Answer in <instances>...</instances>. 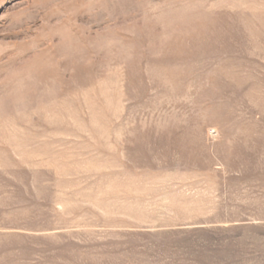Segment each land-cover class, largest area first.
Segmentation results:
<instances>
[{"label": "rangeland", "instance_id": "obj_1", "mask_svg": "<svg viewBox=\"0 0 264 264\" xmlns=\"http://www.w3.org/2000/svg\"><path fill=\"white\" fill-rule=\"evenodd\" d=\"M0 264H264V0H0Z\"/></svg>", "mask_w": 264, "mask_h": 264}]
</instances>
